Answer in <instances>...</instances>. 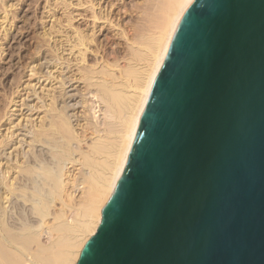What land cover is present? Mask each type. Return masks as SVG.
<instances>
[{
	"label": "water",
	"instance_id": "95a60500",
	"mask_svg": "<svg viewBox=\"0 0 264 264\" xmlns=\"http://www.w3.org/2000/svg\"><path fill=\"white\" fill-rule=\"evenodd\" d=\"M75 264H264V0H194Z\"/></svg>",
	"mask_w": 264,
	"mask_h": 264
},
{
	"label": "bare ground",
	"instance_id": "6f19581e",
	"mask_svg": "<svg viewBox=\"0 0 264 264\" xmlns=\"http://www.w3.org/2000/svg\"><path fill=\"white\" fill-rule=\"evenodd\" d=\"M102 1L59 0L66 8L74 4L85 9V23L89 21L93 25L87 30L91 33L100 31L106 21L111 23V19L98 11L105 6ZM138 1L132 6L140 19L135 34L127 42L128 57L124 66L119 65L120 69L118 64L106 65L97 60L98 51L91 47L89 32L84 36L74 28L72 38L61 35L67 42L64 50L75 61L71 69L74 72L68 79L82 84L81 110L69 115L62 105L58 107V96L69 92L61 91L65 76L54 75L58 69L43 73L29 65V76H34L37 82L44 77L41 84L49 79V87L40 84L37 88L42 90V95H38L37 83L32 85L29 81L22 87L25 90L22 95L30 85L41 103L29 104L28 92L26 99L17 101L19 109L14 110L11 107L17 102L10 98L13 104L0 117V123L4 119L2 126L12 120L6 132L1 133L3 137L0 134V264H75L81 249L95 233L102 208L125 169L140 117L171 39L194 0ZM70 17L66 18L67 25L72 23L73 15ZM2 18L5 20V15ZM57 83L58 87L54 86ZM56 88L61 89L59 95ZM86 95L95 98L98 105L88 104ZM16 111L20 113L15 114ZM14 115L17 116L13 120ZM22 146L27 149L23 150ZM39 146L49 150L54 158L53 166L37 155L35 148ZM12 198L31 203L35 224L20 221L16 227L13 219H4L9 206L5 204ZM44 233L45 242L40 239Z\"/></svg>",
	"mask_w": 264,
	"mask_h": 264
},
{
	"label": "rangeland",
	"instance_id": "374dc122",
	"mask_svg": "<svg viewBox=\"0 0 264 264\" xmlns=\"http://www.w3.org/2000/svg\"><path fill=\"white\" fill-rule=\"evenodd\" d=\"M0 1H1L0 2V114H1L0 117L3 114H5V112H7L9 107L13 104L12 103L13 101L12 102L9 101L11 99H15L14 101L17 102L20 101V99L21 100L23 98L26 99L25 95L29 94L28 95L29 97L28 99H26V101L29 100L28 103L31 105L32 104L39 105L40 99H37L38 97L35 98L36 95H34L35 93H33L32 91L34 87L27 85L25 89H27L26 92L29 93L22 95L25 92V90L22 87H24L27 82L30 81L29 84L32 85L37 83L35 85V87L37 88L41 84V81L44 78L43 77L42 79H40V82H37V80L34 79V76L30 77L28 74L30 73L28 72L30 66L37 67L38 68L37 70L39 71L41 70L43 71V73H47L49 71L52 72L58 69L59 72L56 70L54 75L58 73L59 75L62 74L65 77L62 76L64 80V85H62L63 86L62 90L60 88H56L55 89L57 90L56 94L59 95L58 93L59 90L61 91L65 90L67 92L69 91L68 93L65 92L64 93L62 92V94L60 93L62 96L61 95H59L60 97L58 96L57 102L58 104H60L58 105V107L59 106L61 107L62 105L61 108H65V110L69 113V115H72V113L74 114L76 111L81 110L82 109L81 101L83 99V95L81 94L80 91L81 89H79V87H81L82 84L75 83L73 80L68 79L69 74L74 72L71 69H73L72 62L75 61L73 56L68 55L67 51L64 50V48L65 49L67 48L66 46L67 42L63 41L64 37H62L61 35L64 34L67 36H71L72 38L74 35L72 33L74 28L80 30L82 35L84 36L85 33L89 32L90 34L88 33V35L91 39L90 41L91 47L96 48L98 51L97 53L98 57L96 56L97 60L103 62L106 65L108 64L110 65L111 63L118 64L117 69H120L121 66H124L126 62V57H128L127 42L132 38V35L135 34L137 29L136 24L140 19L138 18L139 13L132 6L133 3L137 2L138 0H134V1L104 0L105 6L102 5L100 10L98 9V11L102 15H105L107 19H111L109 20L111 21V23L109 22L110 24H108V21H106L101 27L100 31H98L97 33H91L90 31H87L89 30L92 24H90L89 21L85 23V9L74 6V4L73 5L70 4V7L66 8L65 6H63V4L59 2V0L58 1L57 0H0ZM101 2L103 1L101 0ZM111 2L113 4H110ZM138 2L141 1L139 0ZM73 3H75V0H73ZM109 4L112 6L110 7ZM5 9H7L6 13L4 11ZM4 15H5V20L4 18H2V16ZM72 15L73 17L70 20V23L71 22L72 23L70 24L71 25L70 26L67 25V19H70L71 18L70 16ZM116 27L119 32L115 29ZM125 49H127V51ZM57 62H61V64L59 65V63L57 64ZM119 65L121 66L119 67ZM48 82L49 79L48 80L46 79V81H44L41 85L46 84V87H49V85L47 84ZM54 86L58 87V83L55 84ZM37 89H38L36 90L37 94L42 95V90H40V88ZM87 95L86 97L88 99V104H93L94 106L98 105V101H96L95 98H92L91 96H87ZM15 104L16 105L14 104L12 105L11 109L14 110L19 109V106H17L19 102ZM96 109H98V107ZM18 113H20V111L15 112V114ZM16 116L17 115H14L13 117L11 116V118L14 120ZM71 119L74 120L75 117L72 116ZM2 121H4V119ZM2 121L0 123L1 124L0 134L6 132V127L9 124V122L12 120L4 122L6 124L3 123V126H2ZM16 122L17 121H15V123ZM2 137H0V139H2ZM18 137L21 138V135ZM23 146L25 147V145ZM24 147L23 150L27 149V148L24 149ZM45 147L46 146L44 147L39 146L38 148H35L36 149L35 152L37 153L38 156L40 157L42 156V158H44L45 163L49 164L50 166H53L54 164L52 165V163H54V158L52 159V155L49 153V150H46L47 148ZM12 148H10V150L8 151H11ZM26 183L28 184V186H31L29 182ZM12 199L10 203L7 202L5 204L9 206H8V210L4 214L5 216L4 219L5 220L9 219L8 221L13 219L14 222H16L15 224L16 227L20 224V221H24V222L26 221L27 223L29 221L30 223L35 224L36 222L35 220L37 219L32 214L31 203H27V202L24 203L22 201L20 202L16 198H12ZM43 235L41 234L40 239L43 242H45L46 234L44 233Z\"/></svg>",
	"mask_w": 264,
	"mask_h": 264
}]
</instances>
